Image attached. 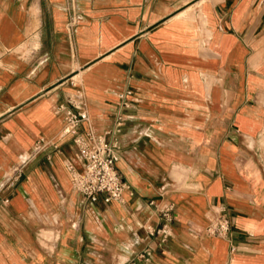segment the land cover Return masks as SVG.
<instances>
[{
	"label": "crops",
	"instance_id": "crops-1",
	"mask_svg": "<svg viewBox=\"0 0 264 264\" xmlns=\"http://www.w3.org/2000/svg\"><path fill=\"white\" fill-rule=\"evenodd\" d=\"M71 78L98 133L131 90L123 201L72 186ZM0 264H264V0H0Z\"/></svg>",
	"mask_w": 264,
	"mask_h": 264
},
{
	"label": "built area",
	"instance_id": "built-area-1",
	"mask_svg": "<svg viewBox=\"0 0 264 264\" xmlns=\"http://www.w3.org/2000/svg\"><path fill=\"white\" fill-rule=\"evenodd\" d=\"M70 84L74 88L66 93L54 111L60 114L63 120L59 135L70 136L74 148L75 159L65 160L72 186L88 201H96L101 195L105 202L123 201L124 193L130 186L118 169L117 160L120 149L119 133L127 118L126 110L130 106L128 96L131 90L126 89L118 93L119 108L112 123L105 131L98 133L90 125L84 90L76 87L78 82L74 78L70 79ZM84 123L88 124L87 128L81 127ZM48 146L58 149L56 140L40 138L35 142L32 153H37ZM2 201L6 203L8 198L3 197ZM173 211V204L165 205L160 210L163 223L157 228L147 226L148 232L158 234L161 241L166 240L170 234L168 224L173 220ZM230 225L227 208L218 205L210 208L209 223L204 230L211 235L224 236L228 233Z\"/></svg>",
	"mask_w": 264,
	"mask_h": 264
}]
</instances>
